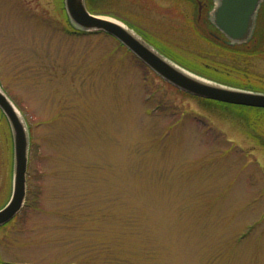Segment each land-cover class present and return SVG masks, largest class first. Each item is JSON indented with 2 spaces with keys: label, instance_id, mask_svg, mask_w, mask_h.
I'll list each match as a JSON object with an SVG mask.
<instances>
[{
  "label": "rangeland",
  "instance_id": "obj_1",
  "mask_svg": "<svg viewBox=\"0 0 264 264\" xmlns=\"http://www.w3.org/2000/svg\"><path fill=\"white\" fill-rule=\"evenodd\" d=\"M56 1L0 0V83L31 135L27 201L0 227V263L264 264V109L186 95L112 35L74 34ZM117 2L105 17L254 89L251 45L196 29L186 0ZM13 159L0 110V209Z\"/></svg>",
  "mask_w": 264,
  "mask_h": 264
},
{
  "label": "water",
  "instance_id": "obj_2",
  "mask_svg": "<svg viewBox=\"0 0 264 264\" xmlns=\"http://www.w3.org/2000/svg\"><path fill=\"white\" fill-rule=\"evenodd\" d=\"M213 23L232 42L251 40L262 0H214ZM72 24L85 32H106L119 40L158 76L191 95L234 105L264 108V92L229 86L182 67L147 42L125 23L90 13L86 0H65ZM0 109L10 124L14 146L13 191L0 209V226L10 222L24 207L31 148L29 126L15 103L0 85Z\"/></svg>",
  "mask_w": 264,
  "mask_h": 264
},
{
  "label": "flooded vegetation",
  "instance_id": "obj_3",
  "mask_svg": "<svg viewBox=\"0 0 264 264\" xmlns=\"http://www.w3.org/2000/svg\"><path fill=\"white\" fill-rule=\"evenodd\" d=\"M136 1V0H135ZM145 1V6H150L151 8L154 6L159 8V1L161 0H143ZM188 4H191L193 8L189 10H184V18L191 19L193 26L196 29L202 32H210V33H218L220 37L224 39V42L227 44L232 43L225 34L213 23L212 21V11L215 6L214 0H186ZM87 7L92 14L102 15V16H112L114 17V4L118 3L117 0H86ZM195 3L197 9H195ZM57 13L63 17L65 22H68L72 27V32L74 34H83V32L77 28H75L72 23L69 21L68 12L65 6V0H57ZM184 6L183 4H181ZM120 6V5H119ZM180 6V4H179ZM191 6V7H192ZM149 9V8H147ZM106 10L109 11V15L106 14ZM186 11V12H185ZM69 30H67L68 32ZM240 44H247L252 47V53L254 57V70L256 71L254 77V89L258 91H264V0L261 1L260 6L257 11L256 21L253 28V35L251 40L248 42H243ZM30 168V162H29ZM29 181V180H28ZM0 262H2L0 257ZM3 264V263H0Z\"/></svg>",
  "mask_w": 264,
  "mask_h": 264
},
{
  "label": "trees",
  "instance_id": "obj_4",
  "mask_svg": "<svg viewBox=\"0 0 264 264\" xmlns=\"http://www.w3.org/2000/svg\"><path fill=\"white\" fill-rule=\"evenodd\" d=\"M173 60H175L177 63H179L180 65H182L183 67H185V68H187V69H189V70H191V71H193V72H195V73H197V74H199V75H202V76H205V77H208V78H210L209 76H210V74H208V73H206V72H204V71H199L198 69H197V67H195L193 64H190V63H187V62H184L183 60H180V59H178V57H174V58H172ZM210 79H212V78H210ZM204 100V99H203ZM209 101H212V100H209ZM213 102H216V101H213ZM220 103V102H219Z\"/></svg>",
  "mask_w": 264,
  "mask_h": 264
}]
</instances>
